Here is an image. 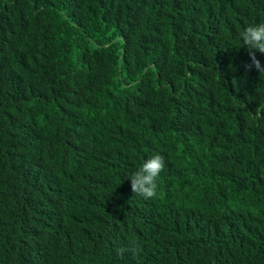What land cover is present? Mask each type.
Masks as SVG:
<instances>
[{"label": "trees", "instance_id": "16d2710c", "mask_svg": "<svg viewBox=\"0 0 264 264\" xmlns=\"http://www.w3.org/2000/svg\"><path fill=\"white\" fill-rule=\"evenodd\" d=\"M261 22L264 0H0V264H264V76L240 38Z\"/></svg>", "mask_w": 264, "mask_h": 264}, {"label": "clouds", "instance_id": "9594fccd", "mask_svg": "<svg viewBox=\"0 0 264 264\" xmlns=\"http://www.w3.org/2000/svg\"><path fill=\"white\" fill-rule=\"evenodd\" d=\"M240 38L243 44L247 46L251 64L247 65L248 69L253 66L264 76V66H261L260 61L256 57V51L264 53V22L248 25L241 33ZM264 112V104L259 105L256 109V115ZM165 166V158L160 153H155L149 156L135 170L131 176V189L134 194L151 199L157 195L158 183L157 178L163 171ZM140 246L136 242H132L128 248H119L118 254H123L129 251L134 257L138 258Z\"/></svg>", "mask_w": 264, "mask_h": 264}]
</instances>
